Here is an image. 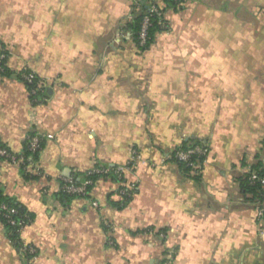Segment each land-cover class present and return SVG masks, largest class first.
Masks as SVG:
<instances>
[{
  "label": "crops",
  "instance_id": "0c3cea01",
  "mask_svg": "<svg viewBox=\"0 0 264 264\" xmlns=\"http://www.w3.org/2000/svg\"><path fill=\"white\" fill-rule=\"evenodd\" d=\"M137 2L0 0V144L41 140L40 174L0 159L3 194L32 216L19 242L36 251L0 222V264H264V217L242 187L264 165V0H186L144 51L128 28ZM197 141L194 177L172 156ZM97 166L110 173L89 197L59 195Z\"/></svg>",
  "mask_w": 264,
  "mask_h": 264
},
{
  "label": "built area",
  "instance_id": "2783aa9c",
  "mask_svg": "<svg viewBox=\"0 0 264 264\" xmlns=\"http://www.w3.org/2000/svg\"><path fill=\"white\" fill-rule=\"evenodd\" d=\"M158 0H152L148 3V7L146 12L144 13L142 20L139 25V31L137 33V46L141 48H145L147 46V43L150 39L149 37V30L152 26L151 17L156 16L157 17V23L162 29V32H165L168 30V24L165 20V8H163L158 2ZM175 2L179 3V5H183V0H174ZM138 7V5H137ZM139 11V7L137 9ZM5 49L0 45V74L3 73V65L4 61L6 60V54ZM20 80L26 85V86H34V90L30 91L31 95H34L36 91H39L43 87L42 81L38 79V77L32 73L23 71L19 74ZM27 154L24 153H12L8 149L0 148V158L11 163L12 165L18 166L22 168L26 172H30L32 174H40V168L38 166L37 157L40 149H41V140L38 137L37 134H32L27 137ZM208 154L207 147L203 144H199L198 146H195L190 149L183 150L180 147L177 148L172 156V159L176 163H183L190 169V174L194 175V177L199 175L204 161L206 159V156ZM132 155H136V152L133 151ZM192 157H195L194 160H192ZM133 161H130V165H132ZM123 169H117L115 171L116 173H120ZM110 173V171L104 167H93L90 169L83 179V181L80 184H76L73 181V178L68 179H62V184L60 187V191L62 193L68 194V195H76L78 198H87L90 195L88 187H91L94 180L98 177H105ZM254 179V177L252 178ZM261 184L264 186V177L261 179ZM132 187L125 188L121 190V195L126 196L128 194V191L131 190ZM128 190V191H127ZM3 211H6L7 213L14 214L15 211L9 210L6 208V206L1 205L0 206V217H4L7 219V223L11 226L16 225V222L12 219H9V215L3 213ZM257 216L259 218H262L264 216V212L259 208ZM27 224H20L17 230V233L20 234L22 229ZM163 237V235H161ZM22 251L31 257L35 256V249L31 246H22ZM172 253H167L160 264H172Z\"/></svg>",
  "mask_w": 264,
  "mask_h": 264
},
{
  "label": "trees",
  "instance_id": "16d2710c",
  "mask_svg": "<svg viewBox=\"0 0 264 264\" xmlns=\"http://www.w3.org/2000/svg\"><path fill=\"white\" fill-rule=\"evenodd\" d=\"M150 1H152V0H138L137 5L139 7V11H136L133 13V18H132L131 22L128 24V28L131 32V37L135 41L136 44H137V33L139 31V25H140V22L142 20L144 13L147 10L148 3ZM161 1L164 4L165 10L168 9V10H172L174 12H178V11L182 10V8H183V5H179V3L175 2L174 0H161ZM183 1L185 2L186 0H183ZM157 20L158 19L156 16L151 17L152 26L149 30L150 39L147 43V46L145 48H141L142 50L147 49L150 46V44L154 41L155 35L162 32V29L158 25ZM0 45L5 49V47L1 43H0ZM4 52L6 54V60H7L8 53H7L6 49ZM6 60L4 61V63H2V65L4 67L3 73H2L3 76L4 75L9 76L10 75L6 66H5ZM27 72H30V71H27ZM28 89H29V91H32V90H34V86L31 85L28 87ZM40 92H42V94L44 95L46 91L45 90L44 91H42V90L36 91V93L34 95H32L31 98L33 100H36L37 96H39ZM34 102L36 103V101H34ZM199 144H201V143L198 141L197 142H185L180 146V148L183 150H186V149H190V148H193L195 146H198ZM27 146H28V143H26V145H25L24 152H23L24 154H27ZM0 148L7 149L2 144H0ZM35 158H37V157H35ZM194 159H195V157H192V160H194ZM177 164L180 166V168L185 173H188L190 171V169L188 167H186L185 164H183V163H177ZM84 177L85 176H83V178H81V179L73 178V181L76 184H80L83 181ZM253 177H254V179H252ZM263 177H264V165H258L256 167H254L252 169V171H250L248 174L245 175L244 179L242 180V187L244 189V192L246 194L250 195L251 200L253 201L255 206L259 207L264 212V206L262 205V202L264 201V186L261 184V179ZM93 180H95V179H93ZM88 189H90V187H88ZM59 195L62 198H67V199L78 198L76 195H68V194L62 193L61 191H60ZM1 205L6 206V208L9 210L15 211L14 214L7 213L6 211H3V213L8 214L10 217L9 219L14 220L16 222V225L11 226L10 224L7 223V219L4 217H0V222L5 226L10 240L13 243H15L18 247L22 248V244H20V242H19V234L17 233V230H18V227L20 224H22V225L29 224L30 221L32 220V216L30 215V213H28L26 211V209L24 207H22L21 205L16 203L15 200L6 197L0 188V206ZM26 256L28 258L31 257L28 254H26Z\"/></svg>",
  "mask_w": 264,
  "mask_h": 264
},
{
  "label": "rangeland",
  "instance_id": "374dc122",
  "mask_svg": "<svg viewBox=\"0 0 264 264\" xmlns=\"http://www.w3.org/2000/svg\"><path fill=\"white\" fill-rule=\"evenodd\" d=\"M168 31H169V28H168V30L165 31V32L167 33ZM143 51H144V50H143ZM201 172H202V169H201V171H200L199 174H201ZM188 174L191 175L190 172H188ZM194 175H195V174H194ZM194 175H191V176H194ZM196 177H197V175H196ZM262 205L264 206V201L262 202ZM258 209H259V207H257V209H256V213H255V214H256V217H257L258 220H262V218H263L264 216H263L262 218H259V217L257 216Z\"/></svg>",
  "mask_w": 264,
  "mask_h": 264
}]
</instances>
